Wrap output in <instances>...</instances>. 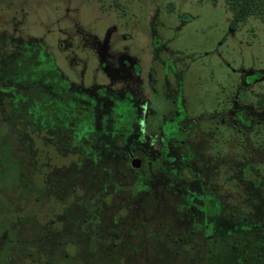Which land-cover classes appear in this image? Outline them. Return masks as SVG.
<instances>
[{
	"label": "rangeland",
	"instance_id": "374dc122",
	"mask_svg": "<svg viewBox=\"0 0 264 264\" xmlns=\"http://www.w3.org/2000/svg\"><path fill=\"white\" fill-rule=\"evenodd\" d=\"M230 20L0 0V264H264V22Z\"/></svg>",
	"mask_w": 264,
	"mask_h": 264
},
{
	"label": "trees",
	"instance_id": "16d2710c",
	"mask_svg": "<svg viewBox=\"0 0 264 264\" xmlns=\"http://www.w3.org/2000/svg\"><path fill=\"white\" fill-rule=\"evenodd\" d=\"M231 12L229 27L238 29L248 16L255 15L264 22V0H224Z\"/></svg>",
	"mask_w": 264,
	"mask_h": 264
},
{
	"label": "water",
	"instance_id": "95a60500",
	"mask_svg": "<svg viewBox=\"0 0 264 264\" xmlns=\"http://www.w3.org/2000/svg\"><path fill=\"white\" fill-rule=\"evenodd\" d=\"M131 165L134 167V168H138L140 166V159L138 158H133L131 160Z\"/></svg>",
	"mask_w": 264,
	"mask_h": 264
},
{
	"label": "flooded vegetation",
	"instance_id": "af4514ba",
	"mask_svg": "<svg viewBox=\"0 0 264 264\" xmlns=\"http://www.w3.org/2000/svg\"><path fill=\"white\" fill-rule=\"evenodd\" d=\"M140 157H142V156H140ZM137 158V157H136ZM133 159V158H132Z\"/></svg>",
	"mask_w": 264,
	"mask_h": 264
}]
</instances>
